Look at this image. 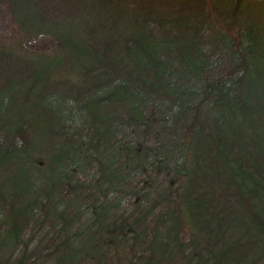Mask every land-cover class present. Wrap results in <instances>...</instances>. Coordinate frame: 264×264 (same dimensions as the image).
Returning <instances> with one entry per match:
<instances>
[{"label":"trees","instance_id":"1","mask_svg":"<svg viewBox=\"0 0 264 264\" xmlns=\"http://www.w3.org/2000/svg\"><path fill=\"white\" fill-rule=\"evenodd\" d=\"M249 1L0 0V264L264 259Z\"/></svg>","mask_w":264,"mask_h":264},{"label":"rangeland","instance_id":"2","mask_svg":"<svg viewBox=\"0 0 264 264\" xmlns=\"http://www.w3.org/2000/svg\"><path fill=\"white\" fill-rule=\"evenodd\" d=\"M249 2H252V4H254V6L251 7L250 14H252L253 16H255V14L260 16V20H257L258 18H256L254 25L259 29L264 28V20L262 18V16H264V9H263L264 7L262 6L263 3L259 2L258 0H250ZM4 10H5L4 8L0 7V39L2 41L7 42L9 40L8 35L14 33L13 32L14 27L10 22L11 19L9 18V16H7V14L4 13ZM44 39H42L41 41H39L40 39L37 40V44L39 43L41 44L43 41L44 50L46 51L50 47L49 46L50 40L48 38L45 40ZM44 150H45L44 147L40 146V148H38V151H40V153H44L45 152ZM35 163L37 164L36 160ZM68 197L69 195H67L66 197L59 196L57 197V199H60L59 203L63 204L68 202ZM38 223L39 222L37 220L32 224L31 232L34 231L35 233V239L33 240V242L38 241L40 243L41 239L48 237L47 232L49 231V227L48 225H46V222L44 220H41V222L39 224ZM43 264H50V261H46ZM257 264H264V259H262V261H258Z\"/></svg>","mask_w":264,"mask_h":264}]
</instances>
